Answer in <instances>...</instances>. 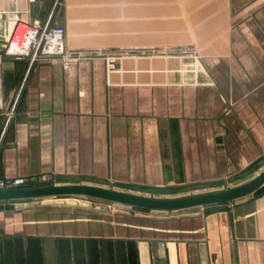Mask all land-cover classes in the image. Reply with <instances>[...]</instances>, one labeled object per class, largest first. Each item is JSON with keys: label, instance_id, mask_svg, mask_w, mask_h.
<instances>
[{"label": "crops", "instance_id": "obj_1", "mask_svg": "<svg viewBox=\"0 0 264 264\" xmlns=\"http://www.w3.org/2000/svg\"><path fill=\"white\" fill-rule=\"evenodd\" d=\"M49 15L91 55H0V179L177 197L264 167V0H0V40ZM0 264H264V186L178 212L0 203Z\"/></svg>", "mask_w": 264, "mask_h": 264}, {"label": "water", "instance_id": "obj_2", "mask_svg": "<svg viewBox=\"0 0 264 264\" xmlns=\"http://www.w3.org/2000/svg\"><path fill=\"white\" fill-rule=\"evenodd\" d=\"M264 186V167L236 181L232 187L177 197H158L112 189L94 184H47L0 188V203L39 202L53 198H86L115 206L154 212H178L242 200Z\"/></svg>", "mask_w": 264, "mask_h": 264}, {"label": "built area", "instance_id": "obj_3", "mask_svg": "<svg viewBox=\"0 0 264 264\" xmlns=\"http://www.w3.org/2000/svg\"><path fill=\"white\" fill-rule=\"evenodd\" d=\"M50 16L44 23L17 21L12 30L0 40V55L17 61H25L28 67L45 59H59L63 62L76 61L91 55L67 49L64 42V29L52 24ZM121 51L117 55H125ZM100 54V53H97ZM16 108V99L3 114L0 128V150L10 128ZM35 180L27 178L0 179V188L32 186Z\"/></svg>", "mask_w": 264, "mask_h": 264}, {"label": "rangeland", "instance_id": "obj_4", "mask_svg": "<svg viewBox=\"0 0 264 264\" xmlns=\"http://www.w3.org/2000/svg\"><path fill=\"white\" fill-rule=\"evenodd\" d=\"M257 172V171H256ZM256 172H254V173H256ZM253 173V174H254ZM236 182V181H235ZM235 182H233L232 184H231V186L230 187H232V185L235 183ZM47 184H49V183H39V184H35V186H37V185H47ZM109 188V187H108ZM221 189V188H220Z\"/></svg>", "mask_w": 264, "mask_h": 264}]
</instances>
